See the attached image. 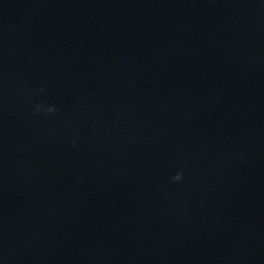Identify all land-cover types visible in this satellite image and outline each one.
I'll return each mask as SVG.
<instances>
[{
	"label": "clouds",
	"instance_id": "9594fccd",
	"mask_svg": "<svg viewBox=\"0 0 264 264\" xmlns=\"http://www.w3.org/2000/svg\"><path fill=\"white\" fill-rule=\"evenodd\" d=\"M54 109H49V111H53ZM182 179V173H177L174 177H173V180L174 181H179Z\"/></svg>",
	"mask_w": 264,
	"mask_h": 264
}]
</instances>
